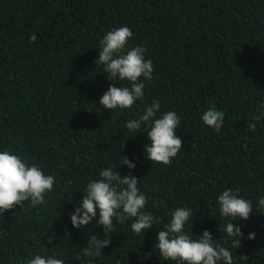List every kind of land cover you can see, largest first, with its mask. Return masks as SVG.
<instances>
[{"label":"trees","instance_id":"trees-1","mask_svg":"<svg viewBox=\"0 0 264 264\" xmlns=\"http://www.w3.org/2000/svg\"><path fill=\"white\" fill-rule=\"evenodd\" d=\"M121 26L133 32L129 47L147 49L154 71L151 81L141 78L143 101L110 112L98 103L111 81L95 61L99 41ZM154 100L161 105L157 118L167 111L181 118L176 135L183 148L168 166L145 158L146 127L124 129ZM213 104L225 114L219 133L201 120ZM4 150L53 175L55 184L44 204L25 202L0 217V264H25L37 254L64 264H173L154 246L177 207L192 210V228L184 230L193 238L207 230L231 249L233 264H264V213L257 208L264 196V0H0ZM124 157L136 164L131 174L147 198L145 211L160 223L136 235L132 220L114 219L102 254L77 260L89 229L100 239L104 232L95 221L73 228L69 213L88 182ZM117 171L129 173L124 165ZM226 188L239 189L253 205L247 221H232L244 234L239 249L218 230L230 222L216 202Z\"/></svg>","mask_w":264,"mask_h":264},{"label":"clouds","instance_id":"clouds-1","mask_svg":"<svg viewBox=\"0 0 264 264\" xmlns=\"http://www.w3.org/2000/svg\"><path fill=\"white\" fill-rule=\"evenodd\" d=\"M132 37V30L121 26L108 31L99 41L95 66H102V72L111 84L98 104L110 112L129 109L137 101H143L145 84L142 80L151 81L153 78V62L145 59L147 49L142 46L129 47L128 42ZM36 39L33 34L29 43H34ZM114 80L128 81L129 86L121 84L122 86L117 87ZM160 110L158 100L152 101L150 105L146 104L137 118L129 119L124 124V129L138 132L142 126L146 127V139L149 143L144 148L145 158L151 164L168 166L183 148L181 138L176 135L181 118L175 111L164 112L157 118ZM254 119L259 120L260 117ZM201 120L204 125L219 133L225 122V114L213 104L203 112ZM246 127L255 131L256 124L248 123ZM119 162V167L126 166L129 173L122 176L117 171L119 167L102 169L99 179L88 182L79 207L69 213L73 228L82 229L95 221V226L101 227L104 232V238L100 239L91 234L89 229L86 246L77 255V260L81 257H99L102 254V249L110 245V239L106 237L114 230V219L116 224L132 220L130 228L136 235H145L153 229L154 224L160 223L158 217L145 211L147 198L138 187L139 178L131 174L136 164L127 157L119 158ZM54 184L55 177L46 175L39 166L28 165L20 156L8 150L0 151V217L16 206L22 209L25 202H29V206L33 208L44 204L45 194L52 191ZM216 202L221 217L230 221L220 223L218 230L227 235L232 248L239 249L244 234L241 226L232 221H247L253 212L252 202L242 198L239 189L233 192L227 188L217 196ZM257 208L260 213H264V196L258 199ZM193 216L189 207H177L170 213V221L164 225L163 230L158 231L154 248L164 261L173 264H233L231 249L217 243L218 240L209 231L204 230L195 238L192 232L191 235L185 232V225L191 224ZM255 236V232L250 233L247 239L254 240ZM54 240L53 234L49 236L47 243L53 244ZM25 264H64V260L56 255L37 254Z\"/></svg>","mask_w":264,"mask_h":264}]
</instances>
